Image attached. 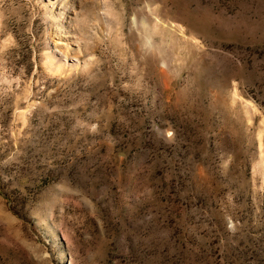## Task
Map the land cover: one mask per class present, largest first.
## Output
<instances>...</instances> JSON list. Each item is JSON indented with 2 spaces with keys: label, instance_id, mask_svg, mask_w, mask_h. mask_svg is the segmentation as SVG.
Segmentation results:
<instances>
[{
  "label": "rangeland",
  "instance_id": "rangeland-1",
  "mask_svg": "<svg viewBox=\"0 0 264 264\" xmlns=\"http://www.w3.org/2000/svg\"><path fill=\"white\" fill-rule=\"evenodd\" d=\"M0 264H264V0H0Z\"/></svg>",
  "mask_w": 264,
  "mask_h": 264
}]
</instances>
